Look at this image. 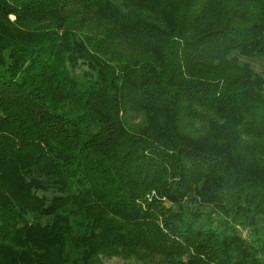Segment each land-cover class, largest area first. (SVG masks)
I'll return each instance as SVG.
<instances>
[{
	"label": "trees",
	"instance_id": "16d2710c",
	"mask_svg": "<svg viewBox=\"0 0 264 264\" xmlns=\"http://www.w3.org/2000/svg\"><path fill=\"white\" fill-rule=\"evenodd\" d=\"M250 59L264 0H0V264H264Z\"/></svg>",
	"mask_w": 264,
	"mask_h": 264
},
{
	"label": "rangeland",
	"instance_id": "374dc122",
	"mask_svg": "<svg viewBox=\"0 0 264 264\" xmlns=\"http://www.w3.org/2000/svg\"><path fill=\"white\" fill-rule=\"evenodd\" d=\"M245 62L249 63L252 68L254 69V71L258 74H260L262 77H264V64H262L261 62H259L256 59H250V60H244ZM70 75L82 82L84 79V74L86 72H88L87 67L85 65H83V63L81 62H77L74 66H68ZM262 228H264L263 226H261L260 230L264 231ZM240 231V233L243 235V237H248L250 235V231L249 230H242V229H238ZM102 264H137L136 261L132 260V259H122V258H108V259H102L101 260Z\"/></svg>",
	"mask_w": 264,
	"mask_h": 264
}]
</instances>
